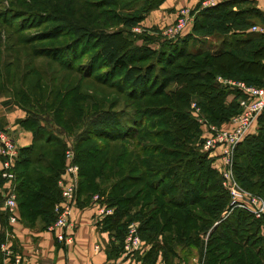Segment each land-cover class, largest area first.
<instances>
[{
    "label": "trees",
    "instance_id": "16d2710c",
    "mask_svg": "<svg viewBox=\"0 0 264 264\" xmlns=\"http://www.w3.org/2000/svg\"><path fill=\"white\" fill-rule=\"evenodd\" d=\"M164 1L46 0L35 17L47 28L35 37L55 44L5 47L16 53L9 64L0 56V96L25 113L20 125L32 134L31 145L19 149L14 170L18 226L47 231L61 201L57 182L65 147L45 136L39 122L68 135L79 126L74 135L79 166L74 209L87 207L94 196L108 195L103 204L115 210L98 225L108 233L110 259L121 255L128 226L137 222L139 238L150 245L138 257L141 264H154L158 258L164 264H189L193 252L203 264H264V215L257 219L234 209L220 219L229 196L210 166L213 159L196 146L201 132L191 108L194 103L209 124L220 128L239 113L242 93L221 87L217 77L264 86V35L250 30L262 16L247 0L197 6L191 34L157 49H150L146 43L151 38L142 35L144 44L136 45L132 28ZM196 36H212L220 43L211 51H190ZM37 59L46 62L41 65ZM88 81L104 90L98 94L87 89ZM230 95L234 98L227 101ZM257 126L237 147L233 173L240 187L264 199V110ZM141 127L149 129L148 140L159 142L127 147ZM90 138L103 141L78 147ZM115 141L128 142L107 145ZM2 183L0 176V189ZM0 205L1 244L4 230L13 229L1 211V197Z\"/></svg>",
    "mask_w": 264,
    "mask_h": 264
},
{
    "label": "built area",
    "instance_id": "2783aa9c",
    "mask_svg": "<svg viewBox=\"0 0 264 264\" xmlns=\"http://www.w3.org/2000/svg\"><path fill=\"white\" fill-rule=\"evenodd\" d=\"M233 0H200L199 9L215 7L216 5ZM194 14L189 9H182L175 22L162 28L161 36L168 40H176L184 35L189 25L193 23ZM139 32V28L134 29ZM252 31L264 35V27H252ZM221 85L233 86L239 90L242 95L237 99L239 113L220 128H207L202 124L203 133L202 150L212 155L213 168L220 174L222 188L229 196V204L224 214H229L234 209H241L254 218H261L264 215V199L253 194L242 187L236 181L233 173L234 153L237 147L244 139L252 134L257 128L258 117L264 110V86H248L243 82H235L218 77ZM195 111V104L191 105ZM196 115V111L194 112ZM19 158V147L13 139L11 133L0 128V176L3 180L0 189L2 198L1 211L7 215V224L14 229L19 223V208L17 204V195L15 188V165ZM79 167L75 163V156L72 150H67L64 155V170L57 182L60 189L61 201L54 206L56 220L48 231L54 232L57 242L64 245L73 243V229L75 224L71 221V212L74 209L76 200V191L78 187ZM93 202H97L98 196L93 197ZM102 214H110V211L103 209ZM5 240L0 244V254L2 264H28L27 259L12 249L10 237L11 231L4 230ZM140 242L136 230L130 226L126 238L124 249L127 252L139 248ZM108 264V263H105ZM154 264H164L161 258H158ZM185 264V263H179ZM200 264V263H199Z\"/></svg>",
    "mask_w": 264,
    "mask_h": 264
},
{
    "label": "crops",
    "instance_id": "0c3cea01",
    "mask_svg": "<svg viewBox=\"0 0 264 264\" xmlns=\"http://www.w3.org/2000/svg\"><path fill=\"white\" fill-rule=\"evenodd\" d=\"M247 1L251 2L259 11L264 21V0ZM199 2L200 0H165L158 9L146 15L140 26L147 31L155 28L161 30L163 27L173 24L182 9L193 11L199 6ZM262 20H253L254 26L264 27ZM191 27L192 24L186 29L185 35L191 31ZM233 98L234 95H230L227 101H231ZM25 117V113L12 100L0 96V127L11 133L19 149L28 147L32 143L31 132L20 125ZM213 161L216 160L213 159ZM103 209L104 207L100 204L92 201L83 209L72 210L71 221L75 224V228L71 245L57 242L54 232L39 231L24 225H17L13 229L10 237L11 244L15 243V251L24 255L28 264H141L138 257H143L149 247L146 248V242L141 240L138 234L139 248L127 252L124 249L126 235L121 255L117 259L108 257L106 252L110 241L108 233L100 232L98 225L106 215L101 213ZM128 227L130 228V226ZM188 258L189 264H203L196 252H193L192 256Z\"/></svg>",
    "mask_w": 264,
    "mask_h": 264
},
{
    "label": "rangeland",
    "instance_id": "374dc122",
    "mask_svg": "<svg viewBox=\"0 0 264 264\" xmlns=\"http://www.w3.org/2000/svg\"><path fill=\"white\" fill-rule=\"evenodd\" d=\"M45 2L46 0H0V56L5 55L6 61L4 64H9L13 61V55H15L16 52H10L5 50V47L12 45L15 47V49H21V45L24 48L29 47L31 45L35 49L38 47H51L52 45L55 44L53 41H43L39 40L37 41V38L35 37L37 34L42 32L43 29L47 28L46 25L40 24L37 21L36 12L35 11H42V9L45 7ZM194 14V12L192 11ZM148 15V14H147ZM171 25V24H170ZM169 26V25H167ZM166 27V26H165ZM254 27V25H253ZM139 28V32H135L134 29ZM164 28V27H163ZM252 30V27H251ZM132 32L136 33L135 35V42L136 45H141L144 44L142 40V35H146L147 37L151 38V41L146 43L150 49H157L161 43L168 41V39L164 38L161 36V31L158 29H152L150 31L144 30L141 28L140 24L137 26H134L132 28ZM192 31H190L188 34H191ZM187 34V35H188ZM141 35V36H140ZM185 35V34H184ZM183 35V36H184ZM140 36V38H139ZM182 37V36H181ZM180 37V38H181ZM195 42H191L189 49L190 51H195V49H200L202 51H211L213 49H216L220 43V40L217 38H214L212 36L210 37H201V36H196L193 37ZM179 39V38H178ZM62 42V40H61ZM4 51V52H3ZM19 57L20 60L23 59V56L20 55ZM1 58V57H0ZM23 62V60H22ZM46 62L45 59H37V63L43 65ZM15 68L14 63L11 64L10 69L13 70ZM216 82H218V77ZM219 83V82H218ZM220 84V83H219ZM228 85H221V87H226ZM229 89L235 88L233 86H228ZM87 89H91L94 92L101 93V91L104 90V87L102 85L96 84L95 82L88 81L87 82ZM236 89V88H235ZM6 96H9L8 94ZM8 98V97H7ZM121 103V102H120ZM123 104V103H122ZM122 104L118 105L115 110L121 109L123 106ZM193 103H191L192 105ZM192 108V107H191ZM195 111L196 115H193L195 120L197 121L198 127L200 128V139H201V144L198 142L196 143L199 152L201 151L202 153H206L202 150V143H203V133L204 131L201 129L202 124H204L207 128L209 127H214L218 129L219 127L209 124L207 121V118L203 115L199 107H196L195 105ZM194 111V112H195ZM35 116L33 113H31V116ZM38 117V116H37ZM39 125L43 127L45 136L49 135V137H54L59 140V142L65 147L63 154L65 155L67 150H72L75 156V134H77L79 131V126L74 128V134L68 135L65 132H60L56 127L50 126L49 124H44L42 121L39 122ZM1 128V127H0ZM137 127L136 129H138ZM149 129L145 127H141L139 134L135 135L134 138H132L129 142L128 141H115L112 143H108L107 145L110 147H120V144L122 143L125 145L128 142L127 147L131 146H136L138 147V144L145 145V144H154L158 143L159 141L157 140H148V138L145 136V133H147ZM44 136V138H45ZM43 138V139H44ZM103 140H100L99 138H90L88 142L79 144L78 147H90L94 144L97 143H102ZM41 144H38L34 154L37 155V152L39 151V148ZM208 155V153H206ZM210 166H213V163L210 162ZM79 167V166H78ZM122 171V170H121ZM119 172V174L121 173ZM99 191L103 188V185H100ZM135 190L132 191V194L134 193ZM108 200V195L104 194L101 197L98 198L97 203L104 207L105 211L109 210L110 214L107 215H112L113 211L115 210V207H107L105 206V201ZM1 206V205H0ZM121 206H124V204H121ZM229 214H224V212L221 214L220 219H225ZM220 221V220H219ZM218 223V221L215 223V225ZM136 232H137V227L138 223L134 222L131 225ZM129 228V227H128ZM263 229V228H262ZM261 229V230H262ZM129 233V229H128ZM127 233V235H128ZM248 233H253L252 230H249ZM254 237V236H253ZM260 237L264 239V233H260ZM207 239V235L204 237V241ZM146 248H148L150 245L148 243H145ZM145 247V246H144Z\"/></svg>",
    "mask_w": 264,
    "mask_h": 264
}]
</instances>
